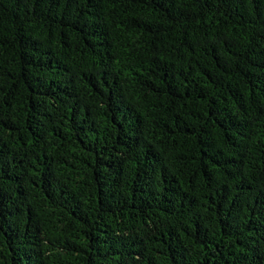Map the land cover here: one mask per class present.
Listing matches in <instances>:
<instances>
[{
    "label": "trees",
    "instance_id": "16d2710c",
    "mask_svg": "<svg viewBox=\"0 0 264 264\" xmlns=\"http://www.w3.org/2000/svg\"><path fill=\"white\" fill-rule=\"evenodd\" d=\"M0 264H264V0H0Z\"/></svg>",
    "mask_w": 264,
    "mask_h": 264
}]
</instances>
